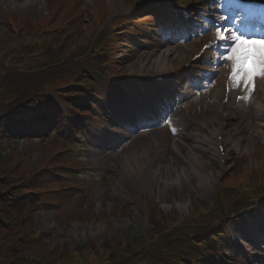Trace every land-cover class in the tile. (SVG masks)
Masks as SVG:
<instances>
[{"label":"rangeland","instance_id":"obj_1","mask_svg":"<svg viewBox=\"0 0 264 264\" xmlns=\"http://www.w3.org/2000/svg\"><path fill=\"white\" fill-rule=\"evenodd\" d=\"M51 1L52 0H41L40 4L37 5L36 1L28 2V0H9L8 2H6L5 7H9L10 10H14L21 18H24L25 20L36 21L43 19L44 15L48 12V9L51 8ZM145 1L146 0H138L136 6L142 7ZM167 1L173 2L174 0ZM188 2L191 3L193 2V0H189ZM112 4H116V6L119 7L120 4H122V1L108 0L109 8L112 7ZM119 11L120 15H122L121 12H123V9H119ZM145 14H147V12H145ZM86 20L87 21L82 24V35L91 33V31H93L95 28V26L92 25L93 22L91 18H86ZM15 39L16 38L10 32L0 27V50L2 49L3 44L4 47H12L14 45ZM115 45L117 46V43ZM197 49L198 47L195 45V43L187 44L185 46L181 45L176 47H166L163 49L156 45L151 51L136 52L129 56L128 49L123 48L119 50H124V54L126 56L124 60L123 58L121 60L118 59L121 56H117L119 55L118 49L114 48L109 54V56L118 61V63L124 62V64L118 67L119 72H121V77H133L138 75L139 72L141 74H146V72L153 73L155 71H159V69L163 67L164 62H167L168 65H173L175 67L184 65L187 61H189L192 54L196 52ZM219 93L220 91L218 90L216 94L218 95ZM261 97L262 96H258L257 98ZM240 115L243 121L245 122V124L242 125V129L246 127L245 129L248 130L244 131L238 128L236 131L231 130V133H233V135H239L237 132L241 131V135H239V137L240 140H245L244 151L249 153L248 158H256L254 159L256 162L255 166L264 168V119H262V115L259 113H254V117L251 119L247 118L246 113H242ZM186 119H188L187 122L191 126V129L186 127L185 129L191 130L196 136L199 135L203 138H206L207 140L209 139L213 148L215 149L213 131L216 129L218 124L222 123L223 121H226L229 128H232L233 124L230 120L234 119V117L233 114L229 111L222 110L216 100L214 101L212 98V100H208V110H206V112H204L202 115H192L191 117H186ZM194 123L199 124V126L195 125ZM18 128L19 127H16L15 131L22 130L21 128ZM158 133L157 134L160 135V132ZM178 141H182L180 137H176V139L172 143L174 149H177ZM138 142L140 141H136L134 144H130V146H128V148H126L124 152L120 154L118 159L115 160L116 162L112 163H117L119 158L124 157L126 154L132 151L135 148L134 146L138 144ZM2 144V147L8 146L9 148H11V150H14L15 158H18L20 155L31 152V158L28 159L29 170H31V168H34L33 166L37 165L40 167L41 165H44V163L47 162L48 158H50L61 148L60 146L54 147L52 143L42 144L39 142H26L20 139V137H17L15 142L7 141L6 144ZM144 144H147V141H145ZM63 160L64 162L67 161V159ZM93 161L97 162L98 160L93 159ZM206 161L207 168L205 166V169H202L206 172V177L212 180L213 190L196 186V188H194L195 191L193 190V196L187 199L188 201L184 204V211H181L178 214L175 209H172V212H175L177 216L180 215L183 218L189 217L190 212L199 209L203 202H209L213 200L218 194L216 185V180L219 175V170L216 169L218 166L217 161ZM90 162L91 159H89L88 163ZM99 162L103 161L100 160ZM103 164L106 163L103 162ZM188 169L189 168L183 169V174L185 176H193L194 173H197V170L195 169ZM113 174H117V172L114 171ZM113 178L115 179V176L112 177L113 181H110V178H108L100 186L90 191V194L86 196L85 205H80L81 201H79L78 199L80 197H76L75 199L68 198L63 195L61 196L63 209H59H62L61 211H53L49 209L46 212H40L37 215L35 224L36 226L39 225V227L42 228L44 232L50 234V238H48V241L44 243L41 248L30 247V251L33 253L41 252L44 255V253L51 246L48 244H53L56 248H63L64 244H68L72 248H79L82 246L81 242L91 236L89 235V227L94 226L93 223H96L95 226L101 229L100 231H97V240L104 239L105 237H107L108 239H112L113 237H117L120 239L121 236H124L129 241H132L142 237L143 234H147L150 231V227L148 224L149 218L146 214V210L143 208V199L141 198V194L145 192L147 201L150 204H155L161 198V192L163 191V189H165L166 181H164L162 185L156 184L155 186H152L149 182H145L139 187H136L135 185L129 186V184L125 182V178L120 183L119 181H117L115 182V184L112 185V183L114 182ZM167 182L170 183L171 180ZM121 188L124 189V193L117 197L116 190ZM125 193H128V195H125ZM105 196H107L108 199H106ZM182 202L183 201H181V203ZM174 203V201H170V203L166 202V204ZM66 205H69L70 207H68L64 211L63 215L66 216V219L68 221H65V219L63 220V217L60 216L63 210L65 209ZM80 207H84L86 214L97 213L99 209L103 210L104 213L114 212L115 209L121 208L122 210H124V207H127V212L125 215L118 214L117 216L105 217L102 221L94 222L92 221V216L89 220L87 218H83L81 215L78 216V211ZM75 214L77 215V218L70 219ZM74 228H78V230H74ZM51 248L52 246L49 248L48 251H50ZM237 251V248H232V251L229 250L228 253H236ZM251 251L256 252L255 249Z\"/></svg>","mask_w":264,"mask_h":264},{"label":"bare ground","instance_id":"obj_2","mask_svg":"<svg viewBox=\"0 0 264 264\" xmlns=\"http://www.w3.org/2000/svg\"><path fill=\"white\" fill-rule=\"evenodd\" d=\"M31 1H37L39 3V0ZM162 68L167 69V64L164 63ZM184 125L185 123L183 122L181 127H184ZM155 133L152 132L142 136V138L140 137L141 140L134 146L135 148L119 159V161L123 162L124 171L127 174L129 171H134L136 175H139L143 164L160 154V138ZM181 140L183 142L178 141L177 149L171 148V153L168 157H165V165L161 169L160 179L163 182L171 180L172 183H177L175 181H178L180 188L183 190L181 199L183 202L181 203L180 201L181 205L179 208L184 211V204L188 201L187 199L193 196V190L195 191L194 188L196 186L213 190V182L206 177V172L202 169V161L208 159L214 160L216 154L209 140L192 134L191 130H184L181 134ZM145 141H147V144H144ZM185 168H189L188 170H197L196 176H185L183 174V169ZM123 193L124 190L121 188L117 190L116 195L118 197ZM105 198L108 199L107 196ZM260 226L261 223H259ZM74 230H78V228H74ZM100 230L98 228V231Z\"/></svg>","mask_w":264,"mask_h":264},{"label":"trees","instance_id":"obj_3","mask_svg":"<svg viewBox=\"0 0 264 264\" xmlns=\"http://www.w3.org/2000/svg\"><path fill=\"white\" fill-rule=\"evenodd\" d=\"M47 52L49 50L45 49ZM6 68L0 69V114L2 111L9 109L12 100H18L20 97H30L32 93L39 90L41 76L19 77L15 73L10 74ZM7 187L0 182V190ZM158 237L164 236L163 228L157 227ZM157 240V238H155ZM12 247V236H6L5 231L0 228V264H71L68 255L48 256L44 254L38 260H29L21 257L19 251H10ZM82 260V256L80 257Z\"/></svg>","mask_w":264,"mask_h":264},{"label":"snow or ice","instance_id":"obj_4","mask_svg":"<svg viewBox=\"0 0 264 264\" xmlns=\"http://www.w3.org/2000/svg\"><path fill=\"white\" fill-rule=\"evenodd\" d=\"M225 36L231 37L234 44L229 50L231 54L224 57L226 61L233 62L232 79L236 85L243 84L246 89L254 86L258 76L264 77V40L242 37L235 30H230Z\"/></svg>","mask_w":264,"mask_h":264}]
</instances>
